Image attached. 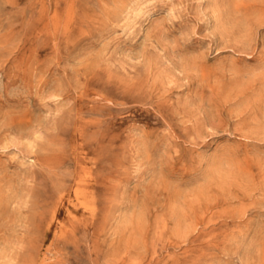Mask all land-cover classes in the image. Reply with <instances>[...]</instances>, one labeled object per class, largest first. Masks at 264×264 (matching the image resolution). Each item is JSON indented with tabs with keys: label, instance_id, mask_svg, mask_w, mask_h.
I'll list each match as a JSON object with an SVG mask.
<instances>
[{
	"label": "rangeland",
	"instance_id": "obj_1",
	"mask_svg": "<svg viewBox=\"0 0 264 264\" xmlns=\"http://www.w3.org/2000/svg\"><path fill=\"white\" fill-rule=\"evenodd\" d=\"M0 214V264H264V0H0Z\"/></svg>",
	"mask_w": 264,
	"mask_h": 264
},
{
	"label": "bare ground",
	"instance_id": "obj_2",
	"mask_svg": "<svg viewBox=\"0 0 264 264\" xmlns=\"http://www.w3.org/2000/svg\"><path fill=\"white\" fill-rule=\"evenodd\" d=\"M123 7V6H122ZM86 11V10H85ZM89 12V11H88ZM87 13V12H86ZM92 14V13H91ZM90 14V15H91ZM94 15V14H93ZM97 16V15H96ZM69 17V16H68ZM127 25V23H126ZM70 26V25H68ZM67 29V28H66ZM21 61V60H20ZM22 62V61H21ZM153 76V75H152ZM150 77V76H149ZM110 84V83H109ZM108 84V85H109ZM86 88V87H85ZM108 88V87H107ZM108 90V89H107ZM107 96V95H106ZM111 96V95H110ZM6 126V125H5ZM4 126V127H5ZM7 130V129H6ZM4 141V140H3ZM16 141V138H15ZM17 142V141H16ZM32 143V142H31ZM78 178L74 182L73 189H74V196L78 204L86 211L91 213L92 215L96 211V205L94 201V197L92 196L91 192H89V171L85 168L84 165L80 164V170L78 173ZM94 185V184H93ZM7 210V209H6ZM5 210V211H6ZM52 210V209H51ZM5 213V212H4ZM1 216V214H0ZM47 224V223H46ZM66 231V230H65ZM55 233V232H54ZM55 235V234H54ZM62 235V234H61ZM60 235V236H61ZM56 251V250H55ZM96 264V263H95ZM117 264V263H115Z\"/></svg>",
	"mask_w": 264,
	"mask_h": 264
}]
</instances>
